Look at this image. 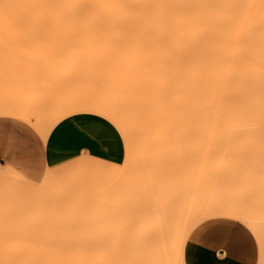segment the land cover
<instances>
[{
    "label": "rangeland",
    "instance_id": "1",
    "mask_svg": "<svg viewBox=\"0 0 264 264\" xmlns=\"http://www.w3.org/2000/svg\"><path fill=\"white\" fill-rule=\"evenodd\" d=\"M73 30L74 29H72V31ZM75 35H72L69 32V27L63 25H35L27 23H17L11 25L5 22H0V106L8 107L12 103L27 106V109L30 108V123L38 131L39 128L36 123L42 119L51 121L54 115H56V120L61 121L64 118L76 113L96 114L97 110H100L99 106L92 103L87 105V102L96 101L98 96L102 97L100 100L97 99L98 102L107 105L114 104L119 107L118 99L113 100L115 97L113 99L108 97L112 94L109 93L110 95L107 94V96L106 93H104L102 95L100 93L101 90L99 93L98 91L95 92V90L101 88H98L94 83H92V85L97 88L94 89V91L92 88V90H90L91 92L87 93L89 91H87V87L90 86L91 83L90 80L88 82L86 79L87 73H85L86 70L84 71V63L85 60L90 57L86 58L89 56L88 53H85V55L88 56H83L84 53L82 54V52L84 49H82V46L85 44L77 39V36L75 37ZM79 35H82V32ZM81 39H83V37ZM103 41L102 44L104 45L107 41L105 43H103ZM107 43H109V41ZM96 44L98 45V43ZM251 44L264 47V41L254 42ZM109 45L112 47V43ZM100 46L102 47V45ZM84 47L85 46H83V48ZM91 49H89L90 52ZM85 51H88L86 50V47ZM90 52L89 54L91 59L89 61L93 60L92 58L95 54L94 53L92 55V52ZM99 52L100 51L98 50V55H100ZM119 53L117 52V55L120 56L118 59L120 61L122 58L121 56L124 55H120L121 53ZM102 54H104V52ZM109 54L112 55L114 53L108 52V55L106 56H109ZM101 56H99V58H102ZM103 56H105V54ZM186 57L193 58L189 55H186ZM107 58L109 57H106V59ZM113 58L115 59V57ZM110 59L112 60V57ZM103 60L105 59L103 58ZM115 60L114 62L112 61L114 64L116 62ZM94 61V63L98 65L99 61ZM86 62H88V60H86ZM91 62L90 64L92 65L93 62ZM123 62L121 60V63ZM88 63L85 64L88 66ZM108 64L109 68L111 62ZM135 65L137 66V64ZM124 66L121 65L120 67L122 68ZM128 66L130 69L131 64H128ZM92 67L94 66L92 65ZM118 68L119 66H117V69ZM125 68L127 67H124V70ZM136 69L138 72V67H136ZM134 70L135 69H133V73H137L136 71L134 72ZM87 72L90 73V70ZM127 72L132 73V69ZM125 74L127 73L125 72ZM136 75L137 74H135V76ZM106 82L108 86L107 79ZM184 85L186 95L191 90L190 88L202 90L204 97H206V106L209 110L214 111L219 116L220 126L225 134H230L234 130L237 131L239 129L246 130L255 123H264V49L256 50L255 52L237 58L207 57L205 59L204 67H202L199 71H188L186 73ZM61 106L64 107V109H62L63 114L58 116L59 110L57 111L56 109ZM69 106L73 107L69 108ZM167 108L168 125L179 128L180 119L173 117L175 111L171 102L168 104ZM140 109L144 111H151L152 113L155 110V118H139L137 123H134V126L136 127V130L134 131L128 129L127 132L124 133L123 127H120V133L125 141L126 157L123 163L119 165L108 164L86 156H81L54 168H44L41 165H24L21 167H14V165L9 164H5L7 167H5V165H0V168L3 167L2 169L5 168L16 173L17 177L19 176L18 179L16 178V175L15 178H13L15 181L19 182L16 183L21 185V187L15 191H10V189H6L9 188L6 186L7 181L5 182L7 179L4 178V181H0V221H6V223H9V221L13 222L12 220H14V216L18 218L19 216H24L26 219L21 217L24 222L27 219L30 220L29 222H32L31 220L34 219L33 221H35V223L31 225V228L26 230L28 231L27 234L31 235L28 239V246L30 249H33L31 252L36 256L34 261H72L73 259H77V256L79 255L90 256L99 251H109L117 246L119 264L127 263L131 258H137L140 264H150L148 259L145 258V250H140L141 246H139V242L137 244L131 243L128 241V237L125 236L127 227L123 225L122 222L119 223V203H121L122 207L127 206L125 209L127 210L128 208L129 212L132 207L134 208L132 210L135 213H138L139 210L143 211V206L139 207L140 203L142 205L144 203L147 205L148 202H151L147 200H150L151 198L154 200L156 197L158 199L162 198L161 200H163L165 197L164 195L170 193L173 191V188H175V186L173 187L175 184L173 181L177 178L175 173L177 172L176 175H178V173H183L184 170V175H182V178H184L183 182L187 185L188 183L186 182L190 181V188L196 186L194 184L192 187V184L196 182L193 181L192 183V179L190 178L192 174L195 177L194 178L192 176V178H194L193 180L197 178V175L198 178L200 177V181H198L199 184L201 183L199 192L196 187L194 188H196V193H199L198 196H195L198 197V199H196L197 202L200 201V208H198L203 214V218L207 219L212 215L218 214V206L226 208L238 207L244 211H259V205L254 202L253 195H256L257 193L258 195L263 194L261 195V198L264 200V171L258 174V178L253 180L250 179L247 183L244 182V177L246 173L254 172L253 170L257 168V166L264 165V137H235L236 140L232 137H229V139L227 137H225L226 139L221 137L219 138L220 140L216 138L212 139V141L211 139H201L200 143L198 138L191 137L192 139H190L192 141L189 138H184V140L183 138L176 137L174 134H171L170 131H163L164 123L161 115H159L161 111L158 110L160 108L143 106ZM124 124L125 123H123V126H125ZM176 128H173V131L176 130ZM230 138L232 140H230ZM186 139L188 140L186 141ZM215 140H217L218 143L221 141V143L217 145V142H214ZM229 140L231 142H229ZM179 141L180 145H178ZM182 141L185 146H183ZM188 141H191L190 143L192 146H188ZM225 143L226 146L224 145ZM233 144L235 145L232 147ZM212 145H214L213 147L216 149L213 153L214 155L210 152L212 154L210 158L209 156L211 154H208V151L213 149ZM203 146H206V148L203 149ZM217 146H220V148H217ZM196 147H199L197 148L198 150ZM226 147L228 148V151L225 150ZM229 148L231 149L230 151ZM186 149L187 151H185ZM191 149L192 151H190ZM219 149L220 151L218 152ZM221 149L225 151L224 155ZM180 153H183V155L181 154L183 158H181ZM189 153L191 155L188 156ZM204 153L206 154L205 156ZM187 158L190 160V164L186 161ZM196 159L199 161H196ZM213 159H215V161ZM178 160L182 163V165H184L183 167L186 166L187 168L188 166V170L186 168L183 170V167ZM209 160L212 161L209 162ZM185 161L187 164H184L186 163ZM176 162L181 165L183 171H181V168L177 167L178 164H176ZM216 162L217 164H215ZM209 166H211V170L208 168ZM206 168L209 170L206 171ZM195 169H198V174ZM218 169L224 172L222 173L221 171H218ZM217 172L218 175H216ZM211 173H213L212 176L210 175ZM180 174L178 178L181 180ZM220 174L222 175L220 176ZM187 176L189 178H187ZM218 176L221 180L218 179ZM21 178L24 179L23 182ZM10 180L12 179H8V181ZM180 180L179 183L181 182ZM119 181L121 187L119 186ZM24 182L26 183L23 185ZM183 182H181L182 184H180L179 188L176 186L177 192L175 189V192L173 193L174 198L171 195L173 201L175 199L176 202H179L176 199H181L180 196L182 197L181 193L183 192L180 193L179 191H181L184 187L185 189L183 191L188 193V190H186V187L188 186L183 187ZM177 183L178 182H176V185L179 184ZM181 186L183 188H181ZM122 188H125L126 192ZM119 189L124 191L125 194H128L129 198H127V194L125 196L122 193V196L126 197L125 200L128 199L126 202H129V204H127L123 198H119V194L121 193V191L119 193ZM193 190L191 192L189 191L190 195H193L195 192V190ZM178 193L180 195H178ZM195 196L194 198H196ZM119 199L124 201L126 204H122V201L119 202ZM142 200L144 201L143 203L141 202ZM157 200L152 201L149 205L155 204L153 207H157L156 211L158 209L161 211L163 217L167 216L166 218L164 217L165 219H169V214H167L165 210H167L170 203L173 205L174 202L166 199L170 202L167 204L166 201L163 200L162 202H165L168 205L165 207L164 203L163 206L166 208L164 210V207L162 206L163 203H159ZM188 200L191 199L189 198ZM145 201H147V203ZM155 202L158 203L156 204ZM176 202L174 204H177L178 206L179 204ZM189 202L193 203L191 201H188V203ZM190 203L188 205H190ZM194 203H196L195 200ZM183 204L181 203V206L184 207ZM129 205L131 206L130 209ZM158 206H161V210ZM173 206L171 208H173ZM183 207L182 209L185 208ZM171 208H168L170 209L169 213H172ZM193 209H195L194 206ZM133 211H131L130 215L135 216V213H132ZM164 211L166 212L165 215ZM183 211V213H186L187 210ZM195 211L196 210L193 212ZM262 212L264 213V210H262ZM159 213L160 212L153 215H158ZM138 214L140 216V211ZM173 214L175 213L173 212ZM12 215L13 219L11 217ZM178 215L180 216V219L179 217L177 219H179L181 223H185L186 220H183V222L181 220V218H184V215L181 214L183 217H181L180 214ZM5 216H10L11 219L3 218ZM172 216L173 215H171V217ZM113 217L115 218L114 221H112ZM165 219L162 221L159 220L158 223L161 224L166 221L169 223V220L165 221ZM170 220L172 221L171 218ZM220 220L226 221L227 223H233L234 225L243 228L248 233L252 242L254 264H264V223H258L253 226L250 223H237V221L235 222L228 219ZM2 221L0 222L1 225ZM175 222H177V220ZM6 223L4 222V224ZM173 225L171 226L173 227ZM262 236L263 238H261ZM184 251L199 257L196 261H192L191 259L185 257L186 259L183 261L184 264H232L218 254L208 255L195 249L189 242L188 245H185Z\"/></svg>",
    "mask_w": 264,
    "mask_h": 264
},
{
    "label": "bare ground",
    "instance_id": "2",
    "mask_svg": "<svg viewBox=\"0 0 264 264\" xmlns=\"http://www.w3.org/2000/svg\"><path fill=\"white\" fill-rule=\"evenodd\" d=\"M0 2H1L0 22H5L11 25L17 23H27V24H35V25H63L69 27V32L72 35L77 34L75 35V37L77 36L76 38L82 41L83 44H85L83 46H85L86 50H88L85 51V47L83 48L82 46V49H84V51L82 52V54L84 53L83 56L86 57L89 55L86 58L90 57L89 59H86L84 57L89 62L88 63L85 60V63L89 64L88 66L84 63L85 65L84 71L86 70L85 73H87L86 79L88 80V82L90 80L91 83V84L88 83L90 84V86L88 87L86 86L87 91L89 90L87 93L91 92L90 90H92V88L94 91V89L98 87L101 89H97L95 90V92L98 91L99 93V91L101 90L100 93L102 95L104 93H106V95L112 94L113 96L112 95L111 96L107 95V96L111 97L112 99L115 97L113 100H117V99L119 100V107L118 105L116 106L114 104L107 105L98 102L97 99L99 100L100 98L102 99V97L98 96L96 101L87 102V105H89L90 103L98 105L100 110L98 109L96 114H99L107 118L108 120L112 121L113 123H115L119 127V131H120V127H123L124 133L127 132L128 129H130L131 131L136 130L134 123L136 124L139 118L140 119L155 118V114H156L155 110L152 113L151 111H144L140 109L143 106H148V107L160 108L158 110L161 111L159 115H161V118L164 123L163 131L165 132L170 131L171 134H174L176 137H180L183 139L184 138L190 139L191 137L198 138L200 143L201 139H207V140L211 139L212 141V139H216V138L219 139L221 137L224 138L227 137L228 139L229 137H232L235 139V137L249 138L256 135H264V123H255L246 130L243 129H239L237 131L234 130L235 133L234 131L230 134L223 133V129L220 126L219 116L214 111L209 110V108L206 106L205 103L206 97H204L202 90L190 88L191 90L186 95V90L184 85L186 73L188 71L191 72L199 71L202 67H204L205 59L207 57L237 58L255 52L256 50L264 49V47L262 46H256L251 44L254 42L264 41V0H1ZM71 28L74 30L72 31ZM81 32L82 35H79L81 34ZM84 32L87 36L84 34ZM82 37L83 39H81ZM99 41L101 42V44ZM102 41L103 43L109 41V43L106 42L103 45ZM96 43H98V45ZM111 43H112V47L111 45H109ZM100 45H102V47ZM89 49H91L92 55L95 53L92 58L93 60H91L93 62L92 65L94 67H92V65L90 64L91 61H89L91 59V56L89 54L90 52ZM97 49L100 51L99 52L100 55H98ZM105 49L106 51L108 50L107 53ZM101 51L102 53L104 52L105 56H103L104 54H102ZM116 51L118 53L121 51L120 52L121 54L120 53L119 54L124 55L121 56L122 58L120 59V61L118 60L120 56L117 55ZM108 52L114 53L112 54L113 56L111 54H109V56H106L108 55ZM85 53H88V55H85ZM95 55L98 58L99 56H101L102 58L98 59L95 57ZM186 55H189L190 57L193 58H187ZM110 56L112 57V60L110 59L111 58ZM106 57L109 58L106 59ZM113 57H115V59H117L118 61L115 60ZM103 58L105 60H103ZM113 59L116 61L115 64L113 63L114 62ZM94 60L99 61V63L96 62L98 63V65L94 63L95 62ZM121 60L122 62L125 61L123 62L124 64L121 63ZM130 60L134 61L135 63L131 62ZM110 62L111 64L108 68L109 65L108 63ZM102 64L105 65L103 66ZM128 64H131L130 69H132V73L127 72L130 71ZM135 64H137V66ZM116 65L119 66L118 69ZM121 65L123 66L126 65L124 66L127 67L125 68L126 71L124 70V67L122 68L120 67ZM111 66L113 67V69ZM135 66L138 67L139 69L138 72L136 71L137 69ZM95 68L98 70H96ZM87 69L90 70V73L87 72L88 71ZM133 69H135L134 72L135 71L137 72L135 73L137 74L136 75L137 77L133 73ZM125 72L127 74H125ZM132 74L133 77H136L137 79L133 78ZM96 75H98L99 77ZM104 75L107 76L105 77ZM90 76L93 78H91ZM106 79L108 81V86ZM92 83H94L97 87L92 85ZM106 95L104 96L107 97ZM170 102L172 103L175 111L173 117L180 119L179 128H176L175 126L172 127V125L170 126L168 125L169 123L167 122L168 121L167 106ZM70 107L72 108L73 106H69V108ZM29 109H27V106L25 105L12 103L8 107L0 106V115H7L10 117L21 119L26 122H30L31 118L29 115ZM62 109H64V107L62 106L56 109L57 111L59 110L58 116L63 114ZM55 120H56V115L53 116V119L51 121L47 119H42L38 121V123L35 122L44 139V142L45 139L47 140V137L51 132V130L60 122L58 120L56 121ZM123 123H125L124 124L125 126H123ZM173 128H176V130L173 131ZM187 140L188 139H186V141ZM217 140H215L214 142H217ZM230 140L232 139L230 138ZM230 140L229 142H231ZM189 143L188 146L191 145V143L190 144ZM220 143L221 141H219V143L217 142V145ZM226 143L224 144L225 146ZM182 144L183 146H185L183 141ZM178 145H180V141ZM234 145L235 144H233L232 147ZM206 146H203V149L206 148ZM213 146L214 145H212V147ZM218 147L220 148V146H217V148ZM197 148L199 147H196V149ZM213 149H210L208 151V154L211 153L213 154L216 148L213 147ZM225 150L228 151V148L226 147ZM230 150L231 149L229 148V151ZM185 151H187V149ZM190 151H192V149ZM219 151L220 149L218 150V152ZM224 153L225 151H223V155ZM181 154L183 155V153H180V156ZM212 154L209 156L210 158ZM189 155L191 154L189 153L188 156ZM205 155L206 154L204 153V156ZM181 158H183V156H181ZM188 158L186 161L189 162L190 160ZM190 158L192 157L190 156ZM197 160L198 159H196V161ZM213 160L215 161V159ZM210 161L212 160H209V162ZM178 162L181 163L179 160ZM217 162L215 164H217ZM179 163L176 162V164L180 166L179 167L177 165V167L181 168L182 163L181 165ZM201 163L204 164L203 162ZM184 164H187V162ZM183 166L184 165H182V167ZM211 166H209L208 168L210 169ZM2 168H0V181H4V178L7 179L5 180V182L7 181L6 186H8L9 188L6 189H10V191H15L16 189L21 187V185L18 184L19 182L15 181L14 179L15 175L17 179L19 176L17 177V174L11 172V170H7L5 168L2 169ZM184 168H186V166L183 167V170ZM209 169H207L206 171H208ZM183 170L181 168V171ZM197 170L195 169L196 173L198 174ZM184 171L181 174L178 173V175H176L177 172L175 171L176 172L175 176L177 177L173 181L175 182V184L173 185V187L175 186V188H173V191L170 192L172 194L168 193L166 194L167 196L164 195L165 199L163 198V200H165L167 204L170 203L168 202L169 200L170 201L172 200L173 193L175 192L174 190L176 189L177 192V188H179L180 184H182L181 182H183L184 179L182 178L183 177L182 175H184ZM218 171L221 170L218 169ZM213 173H211L210 175L212 176ZM179 174L181 176L180 177L181 180L178 178ZM216 175H218V172ZM221 175L222 174H220V176ZM192 176L190 177L192 179V180L190 179L192 183L193 181H196L192 184V187L195 184L196 186L194 187H196L199 192V187L201 183L199 184L198 181H200V177L198 178V175L197 176L195 175L198 179L196 178L195 180H193L195 177L193 176L194 178H192ZM187 178L189 177L187 176ZM8 179H12V180L8 181ZM178 179L181 181L180 183ZM214 179H215V175H214ZM218 179H220V177ZM21 180L23 182L24 179L21 178ZM176 182H178L179 184L177 183L178 185H176ZM189 182H186L188 183L187 185H185V183L183 182V187L184 186L189 187V189L188 187H186L188 193L187 192L185 193L183 191L185 187L183 188L181 186V188L183 189L182 190L179 189L181 190L179 191L180 193L183 192L181 193L182 197L180 196L181 199H176L180 203L176 202L175 199L174 201L172 200L174 203L176 202L179 204L178 207L177 204L173 203V205L179 209H176L173 205H171V203L168 206L165 202H162L163 201L161 200L162 198L161 199L159 198L161 201L157 197L154 199L155 201L158 199L157 201L159 203L162 202L163 203L162 206L164 205V203H165L164 205L165 207L168 206L167 210H165L166 208L164 206H163L164 208L163 207L162 208L167 212V214H169L168 216L169 219H165L167 216L166 217L164 216L165 217L164 218L161 211H159L158 209L156 211L157 207L156 206H155L156 208L153 207L155 204L154 205L150 204L151 206L149 205V203H152V201H154L152 200L153 198H151L150 200L146 199L147 201H151L148 202L147 205H145V203L143 205L140 203L139 207L143 206L142 207L143 209L140 208L143 211L139 210L140 216L138 214L139 211L138 213H135L132 210L134 209L133 207L129 212L128 208L127 210L125 209V207L127 206L122 207L121 203H119V223L122 222V224L127 227L125 231V236L128 237V241L131 243L137 244L139 242V246H141L140 250H145V254H146L145 258L148 259L150 264H184L183 262L184 247L187 243L189 235L199 225H201L206 221L214 220V219H229V220L241 222L243 224L250 223L253 226L258 223H264V213L262 212V210H259L258 212L244 211L238 207L226 208L223 206H218L219 207L217 208L218 214L212 215L210 216V218L207 219L203 218V214L199 209L200 201L197 202L196 200L198 199L197 196L199 193L198 192L196 193V188L193 187L195 192L194 193L192 192L193 195H190L189 191L191 192L193 188H190L189 185H191V182L190 183ZM25 183L26 182H24L23 185ZM119 186L121 187L120 181H119ZM122 189L126 192L125 188ZM120 191L121 190L119 189V193ZM124 191H121L120 193L121 195L119 194V198H123L124 201L126 202V200L128 201V199L125 200L126 197L122 196V193L125 196L127 194V193L125 194ZM178 195L180 194L178 193ZM194 196L196 198H194ZM127 198H129L128 194H127ZM189 198L191 200H188ZM192 199H194L196 203H194V200ZM120 201L122 200L119 199V202ZM124 201H122V204L124 203L125 205L127 202L125 203ZM147 201L145 202L147 203ZM188 201H191L193 203L189 202L190 205H188L189 204ZM141 202L143 203L144 201L142 200ZM181 203L182 204L184 203L183 204L184 207L187 205L185 207L186 209L183 206H181ZM127 204H129V202ZM172 206L173 208H171ZM193 206L195 207V209H193ZM160 207L161 206H158V208L161 210ZM169 207L171 208L172 213L171 212L169 213L170 211V209H168ZM182 207L184 209H182ZM130 208L131 206L129 207V209ZM123 209L124 211L125 210L126 211L124 212ZM180 210L182 211V213ZM183 210L185 211L187 210L186 213H183L184 212ZM194 210L196 211L193 212ZM122 211L124 212V214ZM131 211H133L132 213H135V216L130 215ZM158 212H160L158 215H153L155 213L157 214ZM166 212L164 213V215L166 214ZM173 212L176 215L173 214ZM148 214H149V218H148ZM178 214L184 215V218H181V220L182 222L183 220L184 221L186 220L185 221L186 224L184 222H183L184 224L181 223V221L179 220L180 216ZM136 215L139 217H137ZM171 215L173 216L171 217ZM183 215H181V217H183ZM11 217L13 219V215ZM11 217L5 216L3 218L11 219ZM21 217L22 216H19L18 218L14 216L15 221L12 220L13 222L9 221V223H6V221L1 220L2 225L0 224V264H119V256L117 255V251H118L117 246H115L113 249L109 251H99L96 254L90 256L79 255L77 256L78 257L77 259H73L72 261H57V262L34 261L36 259V256L31 252L33 251V249H30L28 246L29 244L28 239L30 238L31 235L27 234L28 231L26 230L28 228H31V225H33L35 221H33L34 219H32L31 220L32 222H29L30 220L27 219L28 222L27 220H25L24 222V220L22 219L24 218V216L22 218ZM178 217L179 219H177ZM170 218L172 219V221L170 220ZM114 219L115 218L113 217L112 221H114ZM163 219H165V221L169 220V223L167 221L161 224L158 223L159 220L162 221ZM176 220L177 222H175ZM4 222L6 224H4ZM172 222L174 223V225ZM171 225H173V227ZM261 238H263V236ZM121 264H140V263L138 262L137 258H131L129 262L121 263Z\"/></svg>",
    "mask_w": 264,
    "mask_h": 264
},
{
    "label": "crops",
    "instance_id": "3",
    "mask_svg": "<svg viewBox=\"0 0 264 264\" xmlns=\"http://www.w3.org/2000/svg\"><path fill=\"white\" fill-rule=\"evenodd\" d=\"M0 137L5 141H15L11 148L8 143L3 145V159L9 165H15L20 156L34 157L36 163L26 165L44 168H54L81 156L119 165L126 157L125 141L118 127L95 113H76L64 118L51 130L45 143L40 131L30 122L0 115ZM253 171L245 174L244 182L258 178V174L264 171V165ZM261 195H253L254 202L259 205L258 210H264ZM209 221H206L208 228L201 231L199 225L189 235L187 245L189 242L208 255L218 254L232 264H254L252 242L243 228L220 219ZM185 257L192 261L199 258L184 251Z\"/></svg>",
    "mask_w": 264,
    "mask_h": 264
},
{
    "label": "snow or ice",
    "instance_id": "4",
    "mask_svg": "<svg viewBox=\"0 0 264 264\" xmlns=\"http://www.w3.org/2000/svg\"><path fill=\"white\" fill-rule=\"evenodd\" d=\"M5 143H8L9 147L11 148L14 144L15 141L13 139H9L7 141H5V139L3 137H0V165H5V161L3 159V145ZM28 163H36V160L34 157H28V156H20L18 158V160L15 162L14 167H21L24 166ZM5 167H7V165H5ZM209 225L208 224H202L200 226V230L203 231L204 229L208 228Z\"/></svg>",
    "mask_w": 264,
    "mask_h": 264
}]
</instances>
